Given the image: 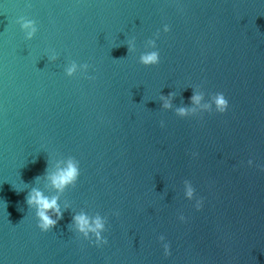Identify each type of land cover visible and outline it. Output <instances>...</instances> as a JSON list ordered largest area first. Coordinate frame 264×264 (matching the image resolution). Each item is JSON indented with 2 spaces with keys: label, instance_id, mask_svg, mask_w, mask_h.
<instances>
[{
  "label": "water",
  "instance_id": "1",
  "mask_svg": "<svg viewBox=\"0 0 264 264\" xmlns=\"http://www.w3.org/2000/svg\"><path fill=\"white\" fill-rule=\"evenodd\" d=\"M69 156L80 176L59 193L44 174ZM33 187L60 196L47 232ZM80 212L106 218L107 244ZM0 264H264V0H0Z\"/></svg>",
  "mask_w": 264,
  "mask_h": 264
},
{
  "label": "clouds",
  "instance_id": "2",
  "mask_svg": "<svg viewBox=\"0 0 264 264\" xmlns=\"http://www.w3.org/2000/svg\"><path fill=\"white\" fill-rule=\"evenodd\" d=\"M21 24L22 29L26 33L27 39H32L38 31V27L35 20L28 19L26 17H21L18 21ZM164 31H171L169 25L164 26ZM156 37H159V31L156 33ZM150 48L153 49L151 51H145L140 55V63L145 66L157 65L160 63V52L157 49L156 39H149L147 41ZM129 51H135L136 44L135 38L129 40L128 42ZM58 56H51L52 60H56ZM88 69L90 67L89 64L85 63L83 65L78 64L76 61H72L69 66L66 68V73L69 76H72L77 72L79 68ZM87 73V71L85 72ZM175 96V92H170L167 97L161 96V99L164 101L163 107L166 109L172 108L171 97ZM194 103L199 104L204 99V94L200 92L194 91L193 96L191 97ZM213 99L215 103V110L224 113L229 108V100L226 98L225 94L222 92L213 94ZM208 109V112L212 111V105L206 104L204 106ZM194 113L196 111L195 108L191 109ZM176 113L181 117L189 116V109L187 107H180L176 109ZM161 126H164V122L161 121ZM194 155H198L195 153ZM252 160L248 161V164L251 165ZM80 162L73 156H69L66 160H61L56 167L54 172H49L47 169L45 171V176L50 181L52 187L58 190L59 193H64L70 186L75 187L76 183L80 176ZM37 181L41 179V177L35 178ZM187 187V197L189 199L193 198L195 189L189 181L185 182ZM26 203L29 208L35 210V215L38 218V227L42 231H49L56 227L58 222L63 219L64 212L61 209L60 204V196L54 195L49 196L46 195L41 189L33 187L31 191L26 196ZM195 207L197 209H201L203 207V198L201 197L196 201ZM116 215H119L117 212ZM105 217H102L100 214H97L94 218L89 216L86 212H80L73 216V224L74 229L81 233L85 238L91 239L92 235L95 236V241L99 246L108 243L107 238L103 235V233L107 230L105 226ZM179 219L181 221H186V217L181 214ZM160 241L163 243V247L165 250V255H171V244L164 243L165 236H160Z\"/></svg>",
  "mask_w": 264,
  "mask_h": 264
}]
</instances>
